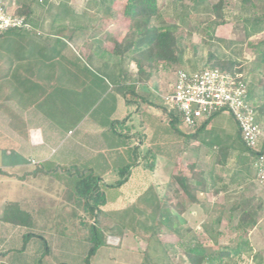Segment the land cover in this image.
<instances>
[{
    "label": "rangeland",
    "instance_id": "1",
    "mask_svg": "<svg viewBox=\"0 0 264 264\" xmlns=\"http://www.w3.org/2000/svg\"><path fill=\"white\" fill-rule=\"evenodd\" d=\"M57 3V0H51L49 4L55 6ZM214 3L216 0H186L182 3L159 0L158 5L162 9L161 17L153 24V28H172L179 46L183 49L178 65L167 70L160 68L156 72H150L149 78H152V81L155 79L159 85H165L162 95L166 93V87L172 84L176 71L181 69L192 72L205 68L208 53L221 55L225 60L238 63L240 73L246 77V80L248 79L249 85L256 84L258 80L264 81V67L255 68L259 61L256 51L261 49V44L264 43V23L254 20L262 17L263 6L259 5L254 16L251 13L252 10L241 5L239 0H226L223 12L226 24L216 27L210 36H206L204 29L216 23L211 10ZM18 5H20L18 1L15 4L13 0L5 1L6 11L10 15H14ZM69 5L79 14L84 11L86 1L69 0ZM123 7L124 0L113 5L115 20H110L111 23L104 22L106 19L101 18L92 19L87 23L88 29L84 30L82 37L89 41L96 38L98 42H96L97 45L91 46L90 42H83L85 51L101 45V41L107 39L106 35L115 40L129 30L128 21L122 15ZM45 9L37 13L38 18L52 17L54 11L51 9V12H48L47 8ZM115 41L118 42V40ZM111 46L107 47L110 49ZM84 54L79 53L85 61L87 54ZM92 66L96 67V65ZM123 68L131 78L135 77L134 66L129 61L124 60ZM94 82L93 94L88 97L86 93L89 88L82 90L80 94L82 98L77 105H71L65 101L62 91L59 98L62 100L57 99L53 102L55 97L47 98L46 103H49V106L45 113L49 117V122L58 129L52 139L56 152L55 158L63 162L72 159L73 164L80 169H88L101 178L102 191L107 200L106 209L109 211L135 209V205H138L137 200L145 191L152 188L154 193L157 192L156 184L159 177L164 181V184L160 186L164 190L162 198L166 202L172 200L174 195H179V191L171 176L173 173L190 176L187 166L191 164L193 158L183 159V162L174 169V163H177L179 155L176 154V157L170 148L169 151L166 148V152L157 151L158 148L151 143L158 140V143L162 145V141L168 142L179 136L172 133L166 122L151 117L153 113L151 109H146L147 106L132 101L125 104L123 99L115 96L113 91L107 92L109 89L104 83L99 80ZM70 94L67 93V95ZM157 102L159 103V100ZM161 103L169 109L163 101ZM121 114L123 120L119 121L123 124L114 123L118 121L114 118ZM47 126L48 129L45 127L42 129L43 133L52 131V126ZM176 128L181 131L180 124ZM67 132H70L68 137L71 138L68 142L64 140ZM178 141L181 140L178 138ZM112 148L119 149L112 151ZM90 149L94 152L91 153ZM135 149L137 150L136 162L132 166L131 151L134 152ZM64 154L69 156L61 158ZM173 156H175L174 162ZM208 166L202 168L206 171V177L209 174ZM198 169L199 167L196 170ZM56 176L59 177L57 183L47 177L43 184L47 185L46 190L53 196L57 192L63 201L64 197L67 198L70 193L73 180L61 174ZM122 181L124 182L119 186H115L117 182ZM168 182L172 183V187L170 184V192L167 194ZM113 185L115 187L112 188ZM263 190L256 187L251 190L253 194L250 197L253 200L247 207L250 211L248 214L256 221L252 227L237 230L240 213L220 210V204H215L214 207L208 205L205 213H183V223L179 226L173 222L170 229L168 225L158 224V234L152 242V249L147 250L146 255L143 254L145 245L130 233L125 232L120 242L118 239L107 238L90 257L88 253L93 244L80 239L79 232L83 231V226L74 223L77 222L75 216L78 213L76 211L60 213L59 208L63 206L62 203L59 205L53 197L50 199L47 196V201L43 204L45 209L42 208L47 213H32V225L24 234L22 247L13 250L11 246L15 244L8 245L2 250L0 259L4 258L2 261H8L9 264H86V259L88 264H141L143 257L150 261H159V264L166 261L172 264H186L180 246L193 245L197 240L196 237H203L211 242L205 246L207 253L217 251L223 244L247 241L252 251L246 253L238 264H253L251 255L264 251ZM7 191L8 189L0 187V196ZM178 197L176 196L175 203H178ZM175 203L172 200V204ZM56 210H58L57 213H55ZM159 243L164 246L167 253L162 251L161 254H155ZM143 264L149 263L145 260Z\"/></svg>",
    "mask_w": 264,
    "mask_h": 264
},
{
    "label": "trees",
    "instance_id": "2",
    "mask_svg": "<svg viewBox=\"0 0 264 264\" xmlns=\"http://www.w3.org/2000/svg\"><path fill=\"white\" fill-rule=\"evenodd\" d=\"M6 1V0H4ZM20 4L14 11V15L23 17L25 21L36 30L37 13L44 11L53 12L52 21L49 27V37H36L34 31L14 29L0 33V67L2 65H13L21 63V61L33 62L39 61L40 65H57L63 67L75 68L79 73L63 72L59 76L61 79H70L76 75L83 76L94 81H101L105 84V79L111 86V91L121 97L125 104L129 101L136 102L142 105H149L157 108V105L146 101L144 95L137 92L138 85L144 84L145 78L150 72H156L158 69L171 68L179 64L183 49L179 46L174 30L170 27H155L161 17V8L158 5L159 0H124L122 15L127 19L129 30L125 33L120 43H116L110 51L103 50L101 47H95L92 55L85 59V62L80 61L69 47V41L76 31L88 29L90 20L106 19L115 20L113 5L120 0H86V6L82 13L77 14L71 9L69 0H57L55 6L50 5L51 0H17ZM186 0H173L174 3H182ZM226 0H216L211 6L215 24L204 29V34L210 36L216 27L226 24L224 17V7ZM241 5L252 10L251 13L259 9V5L263 6L262 17L254 20L264 23V0H239ZM51 6V7H50ZM46 10V9H45ZM46 11V12H47ZM100 14V15H99ZM103 16V17H102ZM255 16V15H254ZM31 51L27 57H22L23 51ZM18 56L16 57L15 55ZM259 57L257 68L264 67V43L261 44V49L256 51ZM103 62L102 66L96 69V73L90 71L87 66L92 65V58ZM125 61H129L134 66L135 77L131 78L128 72H123L122 68ZM86 64V65H85ZM239 64L225 60L221 55L213 53L207 54V62L203 69H216L221 72L234 74L240 73ZM181 70V69H180ZM10 74L5 72L2 77L6 79ZM104 78V79H103ZM103 79V80H102ZM246 82V79H245ZM247 83V82H246ZM71 84V83H70ZM63 84V89H70ZM106 85V84H105ZM61 86V85H60ZM81 86V84H80ZM256 86L259 89L260 104L254 107L255 123L259 125V121H264V81L258 80ZM3 92L0 90V93ZM15 91H11L14 93ZM20 92V91H19ZM10 93V94H11ZM252 90H247V101L251 100ZM3 94V93H2ZM131 98V99H128ZM20 99V98H19ZM166 123L172 130V133L179 136L182 140L184 135L182 132L191 131L187 134L186 144L191 142H200L199 132L204 129L207 123L214 118H210L205 123L194 129L186 128L182 125L177 114L170 112L166 107ZM163 114L160 115V118ZM121 123V121H114ZM123 124V122L121 123ZM181 125V132L176 126ZM237 126V125H236ZM129 130V129H128ZM239 131V130H238ZM189 136H191L189 138ZM240 137V134H239ZM241 141V138H240ZM215 140L209 141V149L215 146ZM217 146V145H216ZM241 146L244 152L250 155L254 154L247 150L242 141ZM128 150H131L128 148ZM132 152V166L136 162L137 150ZM223 158V162L217 160ZM227 156L219 151L214 156L213 165L224 164ZM187 169L190 176L182 174L171 176L172 180L178 187L181 194L188 200L190 205H197L198 194L204 193L207 190V184L204 177L196 172L197 165H188ZM253 169V168H252ZM254 171V170H253ZM255 172V171H254ZM126 173V171H125ZM58 174L63 175L67 179L73 180V185L67 198L64 197L63 206L59 208L60 213L74 212L78 213L74 222L78 226H83V231L79 232L82 241L93 244L89 249L88 256L94 255L96 250L101 247L107 238L118 239L120 242L125 232L130 233L139 242L145 246L143 254L146 255L147 250L152 249V242L157 236L158 224L168 225L171 229L172 223L177 226L183 223L181 203H168L157 192L154 193L152 188L145 191L137 200L138 205L132 211L123 209L121 211H109L106 209L107 200L102 191L101 178L92 174L88 169L79 168L78 166H57L54 165L48 168L47 165L35 168L31 176H45L50 179H57ZM7 173L0 170V177L6 176ZM126 180V177H125ZM124 180V181H125ZM117 182L115 186H119ZM111 186L112 188L115 187ZM173 211L175 213H173ZM33 214L20 208L18 204H9L5 207L0 221L14 226L31 227ZM238 227L249 228L255 225L256 221L250 217L248 213H240L238 216ZM30 236V234H29ZM196 242L192 245L180 246L181 253L186 261V264H238L241 258L246 253H251L252 249L247 241H237L220 245L217 251L207 253L205 246L211 243L203 237H196ZM155 254H161L162 251L168 252L162 244L157 245ZM164 252V253H165ZM142 261H148L149 264H159V261H150L148 258H143ZM253 264H264V251H260L255 255H251ZM143 262L141 264H143ZM88 264V260H85ZM160 264H172L171 262H163Z\"/></svg>",
    "mask_w": 264,
    "mask_h": 264
},
{
    "label": "crops",
    "instance_id": "3",
    "mask_svg": "<svg viewBox=\"0 0 264 264\" xmlns=\"http://www.w3.org/2000/svg\"><path fill=\"white\" fill-rule=\"evenodd\" d=\"M6 1L9 2L10 0ZM13 1L14 4L17 3V0ZM51 21L52 18H36V29L41 33L36 34V37L54 38V36L48 34L50 33L49 27ZM106 21L111 23L110 20H105L104 22ZM83 33H85L84 30L74 32L68 45L74 55L80 61L85 62L79 53L87 54L85 56L86 59L92 55L96 46L91 48L92 50L89 48L85 51L82 43L90 42L91 46L98 41L96 38H93L92 41H89V39L84 40L82 37ZM125 33L122 34V36L119 35V39H115L118 40V42L114 39L112 40L106 35L107 39L102 40L101 45L99 44L98 46H101L103 50L110 51L114 48L116 43H120ZM108 45H112L110 49L107 47ZM30 53L31 51L25 50L23 51L22 57H27ZM15 56L17 57L18 54ZM102 64L103 62L98 61L93 57L92 65H96V67L85 65L90 71L96 73V69L100 68ZM64 68L66 69V72L70 71L74 72V74L79 73L75 68L57 66L55 64L48 66L40 65L39 61H21V63L17 62L13 65H2L0 67V90L3 91L0 93V170L7 173L6 176L0 177V187L8 189L6 193H3L0 196V217L2 216L5 207L9 204H18L20 208L24 210L27 209L26 211L30 213H47L42 209H45L43 204L47 201V196L50 197V199L53 197L55 199L54 201L59 203V205L64 202V200L62 201L63 198L58 196L59 194L57 192H55L53 196L51 192L46 190L47 185L43 183L46 182L45 179L47 177L31 176L32 171L39 166L47 165L48 168H51L54 165L63 167L74 165L72 159L63 162V160H57L55 158L56 152L52 145V139L56 134L55 131L58 129L55 125L49 122V117L47 116V113H45L49 106V103H46V101L47 98L51 96L55 97L53 98V102H55V100L57 101V99L60 98V91H62V95H65L63 96L65 101L69 102L71 105H77L80 98H82V96H80L82 90L89 88V91L86 93L88 97L93 94L95 82L94 80L85 78L84 75L81 77L76 75L69 80L66 79L67 82H65V79L59 80V76ZM255 68H257V66ZM120 69H122L123 72H126L123 67ZM5 72L11 76L3 79L2 77L5 75ZM149 76L150 73H148V76L145 78L144 84L138 85L137 92L144 95L146 101H150L152 104L157 105V108L147 104L144 105L147 106L146 109H151L153 114L150 116L161 122H166L167 112L163 110L164 106H162L161 103L165 85H159L155 82V79L152 81V78L150 79ZM104 81L109 89L107 92L112 93L111 86L105 79ZM246 82L247 90L251 89L253 92L249 103L253 108L257 107L260 104L258 98L260 91L256 84L249 85L248 79ZM67 83H71L69 86L70 89H63L62 85L65 84L68 86ZM166 88L168 91L169 86ZM12 90L15 92L11 93ZM66 92L71 94L67 95ZM115 96L119 98L118 95L115 94ZM154 100H156V102ZM158 100L159 103L157 102ZM161 114H163V116L160 118ZM122 117L123 115L121 114L114 119H118V121L123 120ZM47 125L52 126V131L49 130L43 133L42 129L44 127L48 129ZM258 127L264 135L263 120L259 121ZM32 133H36V142H34L32 138ZM182 133L184 135L183 140L178 137L181 141H178V138L174 137L173 140H168V142L162 141V145L158 143V140L153 144L151 143L152 146L155 144L154 147L158 148L157 151L166 152L165 149L167 148L168 151L172 149L174 155H179L177 163H174V169L178 167L180 162H183V159L193 158V161L191 164L189 163V165H194L196 163L199 167L196 172L201 174L205 179L207 190L204 193L198 194L197 199L199 204L190 205L179 189V195H174L172 197L173 203H175L176 196H179L177 201L182 205L180 213H205L204 211L208 205L214 207L215 204H220V210H227L228 213H250L247 206L248 203L253 200V198L250 197L253 194L251 190L253 187H256L257 189L262 188L256 182V175L252 169L254 157L243 151L239 131L234 120L227 113L216 115L207 123L206 127L199 132L201 143L199 141H193L190 144H186L188 138L186 135L190 134L191 131ZM69 135L70 132H67V135L64 138L67 142L71 140V138L68 137ZM190 137L191 136H189V138ZM210 140H215L217 146L215 145L209 149ZM142 144L143 142L140 146ZM220 147L223 154L227 156V159L224 160L222 166H214V156L218 153ZM118 149L119 148H112L111 150L117 151ZM260 151L264 153V137L260 140ZM90 152L92 153L94 151L90 149ZM97 152L100 151L97 150ZM65 156L69 155L64 154L61 158H65ZM174 159L175 156H173V162ZM222 159L223 158L220 160V158H218L217 160L223 162ZM206 166L209 167L207 171L209 174L207 173V177L205 169H202ZM184 174L186 175V173ZM214 177L216 178L214 179ZM53 180H55L56 183L58 182L57 179ZM163 184L164 181L159 177L156 188L158 189L157 194L160 197L164 195L162 194L164 190L160 188ZM170 184L172 187L171 182H168L167 184V194L170 192ZM172 200H169L168 203H172ZM229 203L232 204L228 205ZM57 212L58 210L55 211V213ZM173 213L175 212L173 211ZM27 228L29 227L14 226L0 221V254L2 253V250L8 247V245L15 244V246H11L13 250L18 247L21 248L24 241V234L28 230ZM2 260H4V258L0 259V264H9L8 261L4 262Z\"/></svg>",
    "mask_w": 264,
    "mask_h": 264
},
{
    "label": "built area",
    "instance_id": "4",
    "mask_svg": "<svg viewBox=\"0 0 264 264\" xmlns=\"http://www.w3.org/2000/svg\"><path fill=\"white\" fill-rule=\"evenodd\" d=\"M14 29L39 34L23 17L7 13L5 1L0 0V33ZM162 101L189 129L197 128L214 115L227 113L236 123L244 147L254 154L252 168L256 182L264 189V153L260 151V140L264 135L255 123L254 108L247 101L243 74L216 69L178 70ZM32 138L37 141L36 133H32Z\"/></svg>",
    "mask_w": 264,
    "mask_h": 264
}]
</instances>
